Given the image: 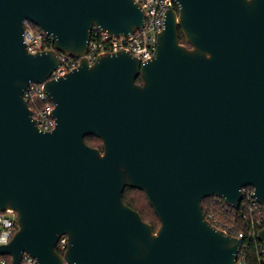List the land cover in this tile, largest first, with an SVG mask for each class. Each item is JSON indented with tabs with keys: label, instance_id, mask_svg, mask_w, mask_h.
<instances>
[{
	"label": "water",
	"instance_id": "water-1",
	"mask_svg": "<svg viewBox=\"0 0 264 264\" xmlns=\"http://www.w3.org/2000/svg\"><path fill=\"white\" fill-rule=\"evenodd\" d=\"M170 1L150 59L119 50L89 64L94 28L127 37L143 26L135 0H0V211L17 225L0 255L11 264L23 253L37 264L234 263L241 239L201 201L237 209L250 186L264 207V0ZM23 20L53 48L28 52ZM58 52L79 64L51 77ZM30 82L54 104L51 130L23 97ZM126 187L144 193L156 230ZM256 237L264 244V225Z\"/></svg>",
	"mask_w": 264,
	"mask_h": 264
},
{
	"label": "built area",
	"instance_id": "built-area-1",
	"mask_svg": "<svg viewBox=\"0 0 264 264\" xmlns=\"http://www.w3.org/2000/svg\"><path fill=\"white\" fill-rule=\"evenodd\" d=\"M135 1L141 6L144 12L143 26L138 28L132 34H129L127 37L114 36L105 31H101L100 29L94 28L91 31L87 52L84 55L89 64H92L101 54L117 52L119 50L130 52L133 56H136L141 63L146 62L153 56L156 48L157 34L163 28L165 12L168 6L173 3L170 0ZM22 24L24 28V42L28 52L35 53L53 48V43L49 41L52 39L47 36L41 28L29 20H23ZM58 55L60 58V64L52 72L51 77L63 76L73 68H76L79 64L78 58L69 57L62 52H58ZM23 97L32 112V116L35 119L38 128L43 131L51 130L55 125V119L52 115L54 104L47 95L43 84L30 82L23 92ZM252 192L245 196V200L250 201L251 206L258 205L259 203L252 198ZM217 199L224 202L220 198ZM240 206L237 209H234L238 210ZM242 209H244V206ZM208 216L212 218L214 222L212 224L217 227V224L220 223L219 220L214 217L213 213H209ZM242 223L245 229L238 231L233 235L242 241L233 264H264V244L258 240V244L251 245L252 240L257 238L258 230L263 226L264 217H259L255 220L252 219L251 221H243ZM15 226L17 227L15 212L11 209L0 211V245L6 244L10 241L16 231ZM66 247L67 236L62 235L59 237L55 249L60 254H63ZM4 256L6 255H0V264H9ZM19 264H37V261L28 253H23ZM63 264L69 263L63 262Z\"/></svg>",
	"mask_w": 264,
	"mask_h": 264
},
{
	"label": "trees",
	"instance_id": "trees-1",
	"mask_svg": "<svg viewBox=\"0 0 264 264\" xmlns=\"http://www.w3.org/2000/svg\"><path fill=\"white\" fill-rule=\"evenodd\" d=\"M176 9V7H175ZM179 32V39L181 43L186 44V40L181 32ZM53 43L52 40H49ZM137 82H141L140 77L136 79ZM31 106V104L29 103ZM84 141L92 146L97 147L100 150L102 149L101 139L94 135H87L84 137ZM252 188L250 186L244 187L242 189L244 199L242 204L238 210H235L231 206L226 205L224 202L219 201L217 198L206 197L201 201L202 210L205 214V217L211 222L214 223L212 218L208 216L209 213H213L214 217L219 220V224L217 227L224 230L226 233L230 235H235L236 232L244 230L245 227L243 225V221H251L255 220L259 217H264V209L261 205H250V201L245 200V196L252 192ZM123 200L127 205L131 208L135 209L139 212L141 218L151 224L154 230H156L160 224L158 217L154 213L152 207L148 204L144 193L136 188L126 187L122 194ZM244 206V209L242 207ZM264 225V223H263ZM15 229L17 227L15 226ZM258 230V229H257ZM258 244L259 241L257 238H254L251 242V245ZM7 262L10 264V257L8 255L4 256Z\"/></svg>",
	"mask_w": 264,
	"mask_h": 264
}]
</instances>
